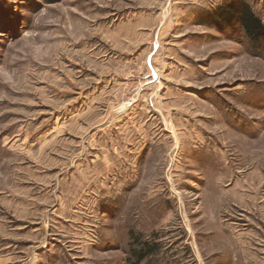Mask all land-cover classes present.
Segmentation results:
<instances>
[{"label":"rangeland","instance_id":"374dc122","mask_svg":"<svg viewBox=\"0 0 264 264\" xmlns=\"http://www.w3.org/2000/svg\"><path fill=\"white\" fill-rule=\"evenodd\" d=\"M233 1L264 22L0 0V264H264V39L204 21Z\"/></svg>","mask_w":264,"mask_h":264},{"label":"trees","instance_id":"16d2710c","mask_svg":"<svg viewBox=\"0 0 264 264\" xmlns=\"http://www.w3.org/2000/svg\"><path fill=\"white\" fill-rule=\"evenodd\" d=\"M236 19L240 22L244 33L252 40L261 41L264 39V22L256 15L251 7L243 2H230L225 7L219 8L217 11L209 13L205 22L220 23L223 20ZM136 248L133 249V254L136 258L143 259L144 257L156 254L158 245L151 244L146 241H141L139 236H134Z\"/></svg>","mask_w":264,"mask_h":264}]
</instances>
